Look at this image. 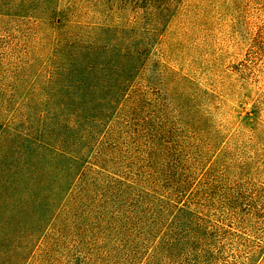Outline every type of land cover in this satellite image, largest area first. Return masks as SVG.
Returning a JSON list of instances; mask_svg holds the SVG:
<instances>
[{
    "label": "trees",
    "instance_id": "1",
    "mask_svg": "<svg viewBox=\"0 0 264 264\" xmlns=\"http://www.w3.org/2000/svg\"><path fill=\"white\" fill-rule=\"evenodd\" d=\"M178 1L0 0V110L39 111L0 156V264H264V179L200 189L215 95L152 59Z\"/></svg>",
    "mask_w": 264,
    "mask_h": 264
},
{
    "label": "rangeland",
    "instance_id": "2",
    "mask_svg": "<svg viewBox=\"0 0 264 264\" xmlns=\"http://www.w3.org/2000/svg\"><path fill=\"white\" fill-rule=\"evenodd\" d=\"M70 1L85 7L83 0L59 3L64 7ZM177 6L153 49L152 59L163 61L215 95L213 102L202 105V109L221 136L209 153L208 171L202 176L200 189L206 185L205 191L214 182L230 186L264 179V0H179ZM52 16L45 23L32 25V29L25 26L30 27L24 29L32 33L31 40L36 44H42V38L55 33L65 22L61 11ZM11 24L14 32L19 29L17 22ZM18 94L11 102L17 103ZM38 115L36 106L0 110L2 128L6 129L0 135V156L19 158L21 145L27 141L23 132L36 134ZM169 116L172 125L181 130L186 113ZM204 140L205 135L197 139ZM66 221L60 217L56 227Z\"/></svg>",
    "mask_w": 264,
    "mask_h": 264
}]
</instances>
